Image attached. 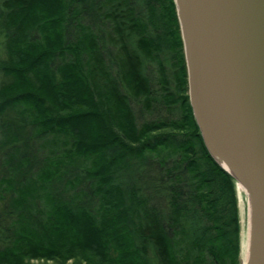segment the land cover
Instances as JSON below:
<instances>
[{
	"label": "trees",
	"instance_id": "16d2710c",
	"mask_svg": "<svg viewBox=\"0 0 264 264\" xmlns=\"http://www.w3.org/2000/svg\"><path fill=\"white\" fill-rule=\"evenodd\" d=\"M188 89L175 0H0V264H241Z\"/></svg>",
	"mask_w": 264,
	"mask_h": 264
},
{
	"label": "water",
	"instance_id": "95a60500",
	"mask_svg": "<svg viewBox=\"0 0 264 264\" xmlns=\"http://www.w3.org/2000/svg\"><path fill=\"white\" fill-rule=\"evenodd\" d=\"M189 99L212 158L247 206L241 264H264V0H175Z\"/></svg>",
	"mask_w": 264,
	"mask_h": 264
},
{
	"label": "rangeland",
	"instance_id": "374dc122",
	"mask_svg": "<svg viewBox=\"0 0 264 264\" xmlns=\"http://www.w3.org/2000/svg\"><path fill=\"white\" fill-rule=\"evenodd\" d=\"M138 116V123L141 124L143 122L151 121L154 116ZM239 207H240V217H241V226H242V232H241V246H242V239H243V245L246 244L247 237V206H246V198L243 193H241V197H239ZM33 264H45L43 262H32Z\"/></svg>",
	"mask_w": 264,
	"mask_h": 264
},
{
	"label": "bare ground",
	"instance_id": "6f19581e",
	"mask_svg": "<svg viewBox=\"0 0 264 264\" xmlns=\"http://www.w3.org/2000/svg\"><path fill=\"white\" fill-rule=\"evenodd\" d=\"M239 190H240L241 193H244L245 192L244 187L241 186V185L239 187ZM247 257H248V251H247V244H246L245 245V249H244V253H243V258H244L243 260H244V262L246 261Z\"/></svg>",
	"mask_w": 264,
	"mask_h": 264
}]
</instances>
